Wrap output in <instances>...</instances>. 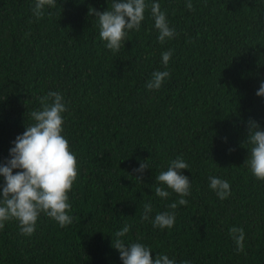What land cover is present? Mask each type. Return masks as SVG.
Returning a JSON list of instances; mask_svg holds the SVG:
<instances>
[{
    "label": "trees",
    "instance_id": "obj_1",
    "mask_svg": "<svg viewBox=\"0 0 264 264\" xmlns=\"http://www.w3.org/2000/svg\"><path fill=\"white\" fill-rule=\"evenodd\" d=\"M113 0H57L33 16L36 0H0V164L13 141L34 124L40 97L62 94L63 135L79 175L68 193L73 222L41 213L35 232L18 221L0 229V264H122L115 233L143 243L151 256L175 264H264V180L244 165L249 120L264 130V0H146L140 29L118 52L100 39L98 18ZM159 2L176 35L161 44L150 5ZM173 50L167 67L162 53ZM155 71H168L148 89ZM182 157L191 183L186 206L155 177ZM149 168L134 171L141 162ZM19 169H14L15 174ZM139 177V180L137 179ZM210 177L231 190L221 200ZM4 179L0 176V190ZM157 186L170 195H155ZM151 203L149 219L144 205ZM175 211L172 228L153 227L157 213ZM243 228L244 251L229 235Z\"/></svg>",
    "mask_w": 264,
    "mask_h": 264
},
{
    "label": "clouds",
    "instance_id": "obj_2",
    "mask_svg": "<svg viewBox=\"0 0 264 264\" xmlns=\"http://www.w3.org/2000/svg\"><path fill=\"white\" fill-rule=\"evenodd\" d=\"M57 0H36L32 9L33 16L40 19L45 7L55 8ZM149 5L146 0H113L111 9L96 11L89 8V15L98 18L99 36L106 43V48L118 52L124 46L128 31L139 30L144 20V13ZM186 8L193 10L191 0ZM154 17L155 28L158 30V41L163 44L176 35L175 29L169 26L166 12L161 10L159 2L150 5ZM173 50L162 53V63L167 67ZM170 77L168 71H155L152 79L147 82V88L160 89L164 81ZM257 96L264 97V82L260 84ZM40 110L31 112L35 121L25 127L22 135L13 141L14 147L9 150V159L0 164V176L4 186L0 190V229L5 222L16 220L22 235L31 236L35 232L36 223L41 213L55 220L60 227L73 222L69 215L71 204L68 193L79 175L75 154L71 151L69 142L63 133V113L67 111L66 103L61 93L50 91L40 97ZM247 143L251 145L250 153L244 162L251 173L259 180H264V130L252 120L248 122ZM189 165L182 157L172 160L166 171H161L155 180L158 184L166 185L181 198L168 205L175 210L178 205L186 206L188 201L183 197L190 195L191 183L181 170ZM149 168L147 161L141 162L140 172ZM14 169H19L13 174ZM139 180V177H137ZM209 187L221 200L230 195V183L218 177H210ZM155 195L167 199L170 195L164 187L157 186ZM152 212L151 203L144 205L143 220L149 219ZM176 219L175 211L157 213L152 221L153 227L161 229L172 228ZM131 225L126 224L115 233L116 239L112 247L118 250L122 264H175L167 255H156L152 258V249L143 243H125L124 237L130 231ZM229 235L236 243L237 252L244 251L245 233L243 228L232 227ZM183 264H189L185 261Z\"/></svg>",
    "mask_w": 264,
    "mask_h": 264
}]
</instances>
